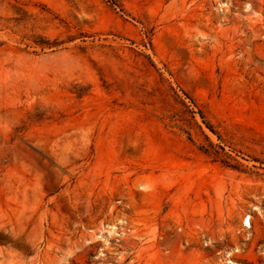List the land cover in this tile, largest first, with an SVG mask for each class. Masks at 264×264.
<instances>
[{
	"label": "rangeland",
	"instance_id": "rangeland-1",
	"mask_svg": "<svg viewBox=\"0 0 264 264\" xmlns=\"http://www.w3.org/2000/svg\"><path fill=\"white\" fill-rule=\"evenodd\" d=\"M0 264H264V0H0Z\"/></svg>",
	"mask_w": 264,
	"mask_h": 264
},
{
	"label": "built area",
	"instance_id": "built-area-1",
	"mask_svg": "<svg viewBox=\"0 0 264 264\" xmlns=\"http://www.w3.org/2000/svg\"><path fill=\"white\" fill-rule=\"evenodd\" d=\"M242 229L246 230V231H249L252 229V223H251V216L250 215H246L243 218Z\"/></svg>",
	"mask_w": 264,
	"mask_h": 264
}]
</instances>
